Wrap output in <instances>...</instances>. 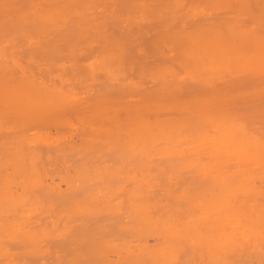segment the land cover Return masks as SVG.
I'll list each match as a JSON object with an SVG mask.
<instances>
[{
    "label": "bare ground",
    "instance_id": "1",
    "mask_svg": "<svg viewBox=\"0 0 264 264\" xmlns=\"http://www.w3.org/2000/svg\"><path fill=\"white\" fill-rule=\"evenodd\" d=\"M4 1L5 0H0V264H26L28 261L25 262V259L27 258L28 260L30 258L40 261V264H42L41 262L52 259V257H50V254L46 251V249H43L45 242L46 241L51 242V240H54L57 243L59 242L58 245H60L61 241H64L67 237L69 238L71 236L70 229L72 230L73 227L75 228L73 223L76 220L75 218L79 216L76 214L77 212H79L80 215L82 214V216H80V219H82L84 222H87L86 220L89 219V216L91 215L93 216L96 210L100 211L102 209L105 211H101V212L116 214L118 218L115 217L116 215L114 217L119 221H123L124 219L123 216L126 213L125 214H123L124 212L121 213L120 209L124 208L127 210L126 212H128L129 214L131 213L134 214L133 215L134 222L132 223L135 225V227L133 226V224L131 225L130 222H128L129 223L128 226V223H125L123 221L124 224L125 225L127 224L128 227H130L131 225L134 228L132 227L129 228L130 230H127L125 234L119 232V234L120 233L123 234L122 237L125 236L126 238H128L127 235H129L130 237L134 233L130 235L129 231H131L132 229L134 230L135 228L137 229L141 228L140 229L141 232L140 231L139 232L142 234L144 233L146 228H148V230L146 231L147 233L149 231L150 233L151 232L153 233V236L154 235H156L157 237L160 236V233L159 235H157V233L155 232V231L157 232L160 231L157 230L158 228L156 229V227L158 226L157 225L158 222L155 221L154 219L151 220V217L147 215L150 214L151 212L149 211V208L151 207H149L148 204L154 206L155 203H158V201L155 200L154 197H157V199H161L158 198V194L157 196L154 197L152 196L156 191L155 186L157 187L159 186V182L155 183V180L158 179L159 176H169V178H172V176L175 177L178 176L177 178H180V176H188V177L191 176V178H187L188 180L186 181L181 180L182 181L181 184H179L181 182L180 179L177 178L173 180L169 179L168 187L169 186L170 187L164 190L163 193H160L161 195H167V196L173 195L174 197H177L179 200L177 199L175 200V198H173V200H175V202L180 201V204L185 208V210L187 209L185 212L186 215L182 220L178 222L172 217V215L164 214V216H166V218H164L165 220L162 221V219H160L161 225L162 226L164 225L163 234H161L162 236L159 237V239L156 238V241L160 240L161 238L163 239L162 244H160L161 242L158 243V245L161 246L159 248L152 249L150 248V244H148L149 246L147 247H149V250L150 249L151 250L150 252H147V249H145L146 247L144 248L143 245L142 246L143 249L142 247H140L141 251L140 249L136 250V251L139 250L141 256L143 257L138 258L140 254L137 255L136 253L138 252H136L135 253L136 256H135L134 252L131 250V253H133V255L131 254L129 255L127 251H126L127 253L124 252L125 255L128 254V259L131 256L129 260L127 258H126L127 260L125 258H121L122 255L121 257L119 255L117 257L118 258L120 257L123 260L125 259V261L124 262L123 260L120 261L121 259L118 260V258L116 257L118 261L123 263L129 261L128 262L129 264H139L140 260H143L142 263L147 262L149 264H175V263L178 264L183 259L182 262L184 264H190L189 261L191 260H192L191 262L192 264L194 262L195 264H199L196 262V260L194 261V258H192V256H196L198 259H200L201 256L206 257L207 255V257L211 259L210 264H264V144H263L264 142L262 143L261 141H259V138H257L258 136L257 134H256L257 139H255V137L253 136L254 135L253 133H252L253 137H248L249 132H247L248 134L247 133L243 134L248 130L247 127L245 132L243 133H241V131L239 132L240 125L241 128L245 127L242 126L241 124L242 122L239 124V126H237L238 124H236L237 127L234 125L235 123L233 121H232L233 124L231 122H227L226 120L225 121L223 120L224 122L221 123V116H223V114H221L220 119L219 118L217 119L215 118V116L214 117L212 116L213 112L212 114L209 113L208 116L211 118L213 117L215 120L213 118H212L213 120L211 118L210 120H208L209 119L208 116L207 118H205L208 122L204 121L205 119L201 116H200L201 119L199 118V120L198 117L196 118L197 121L194 118L196 122L193 121L194 122L193 124L196 123L197 126H200L199 124L203 122L201 124V126L203 127L200 128L196 127L195 129H193V132L188 135L184 134L183 136L180 133V128L184 127L182 126V123H184L186 119H189V121L187 120V124H189V122H191V119L193 118V117L189 118V113L191 112L193 113V111L195 112L196 108H197V113L202 112V110L206 109L205 108L206 106L204 107V109H201L202 108L201 106H203L204 104L206 105L209 99L212 96L213 97L215 96V94H212V92L215 93L217 91V88L214 87V90L212 91V89H210L212 83L214 84V82L219 80L221 82V79L224 82L225 77L230 79V80L228 79L226 85H228L231 82L238 81L239 80L238 78H240L243 75V73L241 72L242 63L244 64L243 66H245L248 60H250V62L251 61L253 62L256 59L257 60L259 59L260 61L258 60V63L260 65L258 63L257 64L255 63L256 67L251 68L250 66L252 65L249 62L250 66L247 67L248 66L247 65L246 67L249 68V70L252 69L251 71H254L253 72L254 74L257 70H259L256 72L257 76L261 73L264 74V34H263L264 33V0H258V2L261 3L259 5L260 6L262 5L261 7H259L258 3L255 4V6L256 5L258 6V9L260 8V10L258 14L255 16L254 21L252 20L249 30L246 29L247 26L246 28H244V26L243 29L241 28L242 27L241 23H243V21H245L247 17L251 18V16L253 17L256 14L253 13L252 6H251L252 9L249 10L250 12L252 11L251 13H253L254 15L248 13V10L246 8H247V4L249 3V0H204L207 1V4L211 3V6L206 10L205 8L203 9L202 6H201L202 8L198 6L199 5L197 3L198 0H166L167 3H165V1L162 2V0H123V1H119L120 4L119 2H117L118 0H105V1L102 0L101 4H103V6H105L106 8H109V12L112 13L116 11L117 4L122 6V12L124 9L125 17L120 19L122 20L125 19L121 22L125 25H128L130 20L132 23L133 20L135 23L139 22L143 26V24L145 25L147 20H148L147 24H149L150 21L153 22V20L149 18L157 17L158 20L160 18L161 23L160 21L158 20L157 21L158 23L161 24L162 28L167 30L166 31L167 34L163 35L161 40H158L159 46L161 48L166 49L170 53V55H168V57L170 56L169 57L170 60L167 61H172L173 65H179L180 67H182L184 72V74L181 73L179 70H177L176 67H175L176 69L174 67H171L173 65L169 63H166L164 65L162 61L163 65L159 64L160 66L157 65L155 67L150 66L148 69H145L148 66L146 67L141 66L140 69H137L135 75L138 76L135 82H131V79L133 80V78H131L130 81H125L126 78L125 76H123L124 73L126 71L128 72L129 70H133L132 68L133 67L135 68V66L132 63L131 64L128 63L129 61L126 60L127 57L123 53V48H119L120 46L119 43H116L119 39L116 37L118 40L112 41L113 38L112 36L116 34L113 33V35L111 36L112 38L107 37L108 35L106 33L104 35V32L110 31V30L105 31L107 28L105 29L104 24L107 23L106 21L107 18L103 20L101 19L100 15L105 17L104 14L105 12L103 13L101 12V10H98L100 11V13L94 11L93 7L96 8V6L91 5V3L90 5H88V7L93 6L91 13L94 14L96 12L99 13L100 15L96 14L95 16V14L94 15L91 14L89 12V10L91 11V8L89 10H86L88 9L86 8V6L83 7L84 8L83 10L82 8L79 9L82 10V12H79V14L77 13V15L79 16H76L78 17L77 20L79 19V17L80 19L82 18V21L81 23H79V25H81L83 21H84L83 24H85L86 22L87 25L83 26V28H81V31L78 34L70 38L71 36L70 30L72 29L69 30L68 28H70V26L72 27L73 25H74L73 27L76 26L75 24L72 23L73 25H71L70 23L71 21L73 22L72 16L75 15L73 14L74 10H72L73 12H71L70 7H65V6L68 3L69 5H71L70 3H72L71 2L72 0L71 1L68 0V3L66 4H64L65 2H63L62 0H57L55 1L54 5L50 0V4L52 3L51 5L52 8L48 6L50 7L49 8L50 10L48 11L45 10L46 12H41V13H37L33 11L29 12L28 11L29 9L27 10V8H33L30 6L29 7L27 6L24 9L22 5L25 4L26 6V3L24 2L22 3L21 0H17L19 1L18 4L13 0L16 3L15 5H13L14 3L11 4L10 2L11 6L13 5L11 8L9 7L7 8L5 6L6 2L4 4ZM43 1L44 3H49L48 2L49 0H42V2ZM81 1L83 2L84 0ZM26 2L28 3L29 1L27 0ZM31 2L33 1L30 0V3ZM36 3H39L38 0ZM187 3L189 4L188 7L186 6ZM32 4L31 6H35ZM219 4L221 6L223 4L224 5L231 4V7H235V8H227V10L224 8L222 10ZM96 5L97 8L100 7L98 6L97 2ZM167 5H171L172 7L169 9L167 8ZM248 5H252V2L251 4L249 3ZM103 8L104 7L100 9ZM119 8L120 7L118 6L117 7L118 10L116 12L120 10ZM37 9L39 8H37L36 6V10ZM85 11H88V15H87L88 17L87 16L81 17L80 13L83 14V12L85 13ZM210 12H215L216 16L220 15V18L217 19V21L214 23L210 22V24H204V23L199 24V18L201 16H207L206 18H208V15L210 16L211 14ZM181 15L182 16L184 15L183 17L186 23L184 24L183 27H174L173 26L174 19L176 17H181ZM114 16L112 15L113 18ZM97 17L100 18L102 21ZM85 18H87L88 21ZM67 19H72V20L71 21L68 20L67 22L66 21ZM111 19L109 18V20ZM4 20H8L11 23L10 26H12L13 28V29L8 28L9 31H11L10 29L13 30V32L11 33V35H9V37L4 36L2 33V28H3L2 24ZM75 20L74 22L76 23ZM66 23L70 24V26ZM29 24L32 26V30L34 29V26L32 24H34L36 25V28L42 29L40 35L41 33L44 34V35L42 34L39 38H37L38 36L36 34L39 35L38 33L39 31L37 29V32L35 34L37 37L35 38L33 35L34 39H37V41L34 42L31 41L32 38H30L32 36L31 34L32 32L28 33L30 37L29 35H26L27 36L26 38L29 37L30 38L29 41H31L32 45L35 44V46L38 44L42 36L45 37L46 32L44 33V30L46 31L48 30L50 33H52L53 34V35L51 34L52 37L53 36L58 37L59 35L60 36L62 35L61 34L62 32H66V33L68 32V34L70 35L63 34V38L65 36L67 38L69 36L70 38V39L68 38L70 42V46L69 44H67L69 50H67L68 48L66 49V51L69 54L67 52L66 54H64V52L61 50L62 46H64L63 48H66L64 42H62L63 45L60 46L61 44L60 42L63 38L62 39L59 37L55 38L56 40L59 39L60 41L59 42L60 44L57 45L58 46L57 48L58 50H60L61 53H63L62 55L68 54V58H70V60L68 61H71V57L75 59L73 61L74 62L77 61L76 63L77 65H79L78 61L80 60H76V59L79 57V55H81L80 56L81 58L79 59H81L82 61V63L80 61L82 66L78 67L75 63H73L70 65L69 72H65V68H66L65 66H64L65 68L64 67L58 68L52 63L51 65L49 62L50 60L48 61L44 59L40 60V63L41 61L47 62V63L45 62L46 63L45 72L46 71L48 72V68L51 66L53 68L54 66L57 67V70L54 68L56 70L55 75L52 76V73L50 71L49 74H46L47 80H44L41 77V72H42L41 69L43 68L40 69L36 65H33L30 69L24 68L22 66V59L24 57L22 56L25 55L26 51L28 53L31 52V49L28 50L29 47L28 48L26 47V45L28 46L29 43L28 41H26V39H24L23 42V38H25L24 37L25 35H22V33H18L17 35H19V37L21 35L23 38L22 37L17 38V36L14 35L16 36L15 38L17 40L12 35L14 33V28L16 30L17 29L16 27L18 25L21 26L26 25L24 26L25 28L22 26V29L24 28L25 29L24 31H28L27 28L31 27ZM76 24H78V22ZM113 24L116 25L117 23H112L111 28ZM67 25L69 26L68 28L66 27ZM130 25L131 24H129L128 26ZM21 26H19V28H21ZM7 27L8 25H6V28ZM77 28L78 27H76V31H79L80 29L78 28L79 29L78 30ZM127 28L128 27H126L125 29ZM136 29L139 30L138 27H136L135 30ZM146 30L148 31V29ZM19 31H16V33ZM128 31L130 30H127V32ZM151 31L153 30L151 29ZM90 32H92L94 36H96L95 38L98 39V41L100 39V42H98L100 44H98L96 41V43L100 46V48L98 49L96 48L95 50L94 49L95 46H93L92 44L91 49L88 48L87 50V55L89 54L88 52L89 50L94 51L93 52L94 54L92 53L93 55L89 57V55L91 54L90 52L87 60L83 62L82 60V58H84L83 55H85V57L87 55L85 53L82 54L83 52L82 47L85 46L87 48L89 47V45H91L90 42L88 43L86 41L88 40L86 39L88 35L91 34ZM152 33L155 32L149 31L145 35H148V39H150L151 37L150 35H153ZM136 38L134 37V41H136L137 43L138 40H136ZM247 38H250L251 41L253 42V46L251 45L252 46L251 51L248 52L247 54L242 53L244 55L239 54L237 51L235 52L234 48L236 47L237 49V46L235 45L236 41L245 42ZM18 39L22 41L18 43L19 42ZM72 39L74 42L72 41ZM43 40L47 41L46 38H43ZM131 40L132 39L130 38V43ZM14 41H17L16 45L14 44ZM25 41L27 42L26 44H24ZM82 41H84L85 43L87 42L88 45L85 43L82 44L83 43ZM22 42H23V46H25L27 49L24 50V52L23 50H21V49H25V48H21ZM49 42L52 41L48 40V42H45V44L47 45V43ZM154 42L155 41H153V44H155L154 47H156V45L158 44ZM244 42H242L241 45ZM19 44L20 47L16 48L17 45L19 46ZM45 44H43L42 46L39 45V48L41 49L38 48L36 52H40V50L42 51L43 48L45 47ZM138 44L141 45V43ZM125 45L127 46L126 42ZM149 46L151 48L153 47L151 43ZM48 47L49 49H47ZM48 47L46 46V48H44V52L42 51L41 54L42 57L43 56L45 57L47 54V56L51 58L52 52L55 51L54 48H56V45L53 48L54 51H52L51 53L48 51L51 50L52 48L50 46ZM127 48H125L126 51L129 50ZM132 48H134L133 44L130 46V49ZM143 49L145 48H142L140 51L142 52ZM244 50L245 49H243V52ZM21 51L22 54L24 53V55L20 53ZM145 52H148V50ZM28 53H26V55H28ZM248 57L251 58L249 59ZM254 57L255 60H252V58ZM246 58H248V60ZM35 63L37 62H34V64ZM135 64H139V62ZM72 65L73 66L75 65V67L81 70L79 71L81 72L80 74H82V69L86 71L88 74V79L87 78L84 79L80 75L82 77L81 78L79 76V73L76 74L77 72L75 73V70H71ZM53 68H51L52 71L54 70ZM173 68L179 71L184 76L183 78L191 82L190 85L192 84V86L195 85L197 88H199L200 91V94L198 96L199 98L197 99L193 98V101L191 100L190 102H188L189 104L194 103L192 104V107L191 106L188 107L186 102L184 104L183 102L181 104L179 103L180 104L179 109H181L182 107L183 108L187 107V111H185L186 109H184V111L186 112L184 116L181 115L183 112V108L182 110L176 108L180 112L177 115L176 111L175 112L173 111L176 115L175 119L173 120L174 121L173 124L171 122L170 124L168 120L166 121V119H165L166 122L159 121V119L157 122L156 121L154 122L150 119L151 116H149L150 115L149 112L150 111L153 112L152 109L154 106L150 107L151 109L150 110L148 108L149 106H147V103L150 101H155L156 107H154V109L158 108L159 106L158 112L160 107H165V105H167L168 102H166V100H165L166 102L165 105H163L164 103L162 102L163 99H166L163 98L165 97V94L168 95L167 88L169 87L170 89V86L169 85L166 86V85L170 83L173 84L174 88L175 87L177 88L179 87L178 84L181 83V82L178 83L179 80L178 82H174L178 77L176 76L177 71L174 73L175 70ZM245 70L247 72L248 69H244V71ZM15 71L19 75L18 80L16 79L17 81H15L13 78L14 77L13 73ZM44 73L42 75H44ZM130 73L133 72L131 71ZM99 76L102 77V81L104 82V84L109 86L117 84L124 77L125 79L123 81L124 83H126L124 85L128 89H132V91L131 90L129 91L130 94L133 91L134 92H137V90H139V92L142 91L141 88L139 87H141V85L145 82H153L152 85L156 83L158 84V88L155 87L157 88V90L150 93L146 89L149 94H147L146 92V94L141 96V106L139 105V107H136L135 109L131 110V112L130 111L123 112L124 113L123 115H120V112L122 113L121 111L122 103L120 101L117 102L118 99L116 100L117 102L116 104L112 102L113 100L111 101L114 104L113 106H115L111 108L108 104L104 102L107 99L102 101V99L100 98L96 99L95 97L96 95H95L94 99H96V102L99 103H96L92 99L94 102L90 101L87 103L88 105L86 106L79 105L81 107H79L76 110V114L74 113L75 118L73 119H75V121H73L74 123L71 122L72 124H74L72 125L70 123V118H66L68 116L70 117V115L67 114L66 108H69L70 110V107H72L71 108L72 110H70L72 112L74 109L73 105H75V102L80 96L86 95L88 93L91 94V91L93 90L92 88H95V78L96 77L99 78ZM127 76L128 75H126V77ZM256 79L257 81H259L257 77ZM260 82L259 84L256 82V84L254 85L257 84L261 85ZM175 83L178 84L175 86ZM221 84L223 83L221 82ZM124 85L123 86L121 85L122 88L123 87L125 88ZM190 85L188 90H191ZM240 85L241 84H239V88H240V89L238 88L239 90H241ZM118 86H120V84ZM98 88L100 89V87ZM133 89H135L136 91ZM177 89L179 90V88ZM246 91L248 92V90ZM254 91L257 92V90ZM259 92L261 93V91ZM223 93H225V91ZM189 94H192V92ZM138 95L139 93H137V95L135 96L137 97ZM232 95L234 96V92H232ZM240 95L242 96L244 94L240 93ZM246 96L250 97V95L248 96L247 93L245 97ZM171 97L173 98L174 96ZM176 97L178 96L176 95ZM231 97L232 96L230 95L228 98ZM194 99L196 100V102ZM221 99L223 100L224 98ZM169 100H171V98H169ZM210 100H212V98ZM218 100L216 102H218ZM260 100H262V102H260ZM133 101L134 102L132 105H135L134 103L137 101L135 100ZM172 101L174 102V99H172ZM175 101L178 100L176 99ZM230 101L231 100H228V103ZM258 101L260 102L259 106L264 107V104H262L264 103V99L262 98H260L259 100L257 99L256 102ZM213 102L214 101H212V103ZM232 102L234 101L232 100ZM252 102H254V100ZM228 103L225 102L224 104L227 105ZM169 104L167 106H169ZM209 104H207L208 106L207 108L209 109L211 108L213 109V107L217 105V103L214 104L215 106L212 104L213 106H210L211 107L210 108ZM232 105L235 107L238 104L234 102L232 103ZM243 106L244 105H242V107ZM132 107L129 106V108ZM223 107H221L222 110ZM167 108L165 109V111L168 110ZM173 108L171 110H173ZM248 108L249 107H246V110H249ZM176 109L174 108V110ZM234 109L231 111V109L228 110L227 108L222 112L227 111L228 113V111H231L232 113L234 112ZM239 109L245 110V107H243V109L242 108ZM64 110L68 116L63 113ZM161 110L163 109L161 108ZM171 110L169 109L168 111L172 113ZM188 110L191 112L187 113ZM168 113L166 111V113L164 114L165 115L171 114ZM215 113L213 115H215ZM228 114L230 116V112ZM158 115L160 117L161 113L160 114L158 113ZM158 115L156 113L155 116ZM232 115L234 114L232 113ZM235 115L237 118L236 113ZM248 115L249 113L245 114L244 116L248 117ZM217 116L219 117V115ZM234 117L235 116H233V120L235 121ZM240 118L239 120H242V118L241 119ZM169 120L171 121L172 117ZM248 121L252 122L250 119ZM262 121L264 122V120ZM167 123L170 125H168ZM212 123H214L213 125L215 126V131H214L215 135L213 134L214 132L212 131V134L214 136H208L207 134H205L204 129L203 132H201L202 128H204L205 125L210 124L212 126ZM75 124H77V127L80 128V132L82 133L80 144L78 146L71 144L73 145L72 147L68 144L70 147L66 148L65 146L64 149L66 150H64L61 147L60 149L61 151L60 150L56 151L54 149L55 147H53V145H55L54 143L57 142L60 143L61 141H64V143L62 142L61 144L65 145V141L67 142L68 140H62V139H68V138H64V136L65 135L67 136V134H69V133L66 134L65 131L70 128H73ZM190 124L192 125V122ZM48 125L59 128L58 129L59 133L56 132L57 129L55 130V133H58L57 139H54L56 137L55 136L52 142L49 140L51 136L47 139L45 135L47 130V128L45 130V126L48 127ZM31 130L34 132L29 134L28 132ZM66 132H71V129ZM77 132L79 133V131ZM59 143L57 144L58 146H56L58 148L60 146H63L60 145ZM50 173L52 174L54 173L55 176H59V179L63 180L59 182V184L62 185L65 184L64 191L62 188L63 193L60 195L62 202L61 203L59 202V205L57 199L54 198V196H57L54 192V190H56L57 187L53 188L52 190L50 186L46 185L43 182L44 181L43 176L46 175L49 178L51 176ZM47 174H49L50 176H48ZM253 176L255 177L258 176L256 177L258 179L260 178L261 184L259 182L258 183L262 185V188L257 189L259 186L257 185L258 183L257 184L255 183V186L256 185L257 186L254 187V183L252 182H255L256 178L252 180ZM56 181H60V180L56 179ZM124 183L126 186L127 185L130 186V190L129 193L127 194L126 203L124 202L125 204H123L125 205V207H121L122 206V204L120 203L121 201L119 200L120 202H118L117 200H115L117 199L115 196L120 197L117 194L120 193L119 191H121L122 193L121 189L123 188L122 185H124ZM49 185L51 184L49 183ZM129 186H127L126 188L129 189ZM124 189L125 187L123 188V190ZM57 191L60 192L61 189ZM124 194L126 195V192ZM146 196L153 197L152 201L155 203L153 202L149 203L147 201L148 199H145ZM241 197L243 198V200L238 201L240 200ZM146 201L148 202V204ZM165 203L166 202H164V204ZM159 204L160 203L155 204V207L153 208L154 211L155 208L157 210L156 206ZM164 204L162 205L163 207L161 208H164L163 210L164 211L166 210L165 212H167V206H164ZM57 208L60 210V212L58 213V215L54 214L55 216L53 217V215L51 214L53 213V210ZM174 208H178L177 212L180 211L179 207H174ZM174 208L173 210H175ZM173 210H170L169 207L168 212L170 211L172 213ZM49 212L51 214L48 215ZM75 214L76 217L74 216ZM120 214L122 216L119 217ZM132 214L131 216L126 214L125 217L128 218L129 216L132 218ZM47 215L48 216L51 215V216L48 217ZM177 216L176 219H178L179 217ZM100 217L98 215L96 218L99 219ZM121 217L123 218L122 220L120 219ZM34 218L35 219L37 218L36 221L38 220L39 221L42 220V221L41 222L34 221L36 223L35 225L34 222L32 223ZM83 218H85V220ZM92 218H90V220H92ZM131 218L130 220L127 219L126 221H131ZM154 218L158 219L156 217ZM90 220H88V222ZM92 222H95V220ZM92 222L91 224H93ZM118 222H116V224H114L115 222L114 223L111 222V225L117 226ZM31 223L34 224L35 227L36 226L38 227V231H39L38 233L36 232L37 230L33 232L35 227L30 228V226H32ZM76 224L78 225L80 223H76ZM71 225H73V227H71ZM121 225L122 224H119L118 226ZM161 225L159 226L161 227ZM85 226H87V224ZM85 226L84 224L83 226L80 225V227H84V228ZM179 226L184 228V231L187 233L186 241L187 244L189 245L188 251L185 250L187 249V247L185 248L184 245L181 244L183 242L181 241V237H180L181 243L179 244V242L177 241L180 246L179 245L177 246V242L173 241L174 238L176 239V235L181 234V231L183 230L181 228L180 233H178ZM96 227L98 226L96 225ZM124 227H122L121 229H124ZM98 228L100 230V227ZM119 228L120 227H118L117 229L120 230ZM93 230H94V232H92L93 236L91 235V233L89 234L87 233L88 235L86 234L88 238L85 235L87 240L84 239V237L80 238L78 236L80 241L82 239L84 241L85 240L87 241V242L85 241V243H87L88 245L87 246H84L85 244L83 245L84 250L85 247L89 248L90 247L89 245L92 246V244H94L93 241L96 240L94 237H97L98 239V237L100 236L101 237L103 235L107 236L105 235L106 233L103 234L104 231L101 232L97 229L95 230V227H93ZM96 231H99L96 233L97 235L94 234ZM127 232L129 234H126ZM185 232H183L182 235ZM115 233L118 234V231L115 230L114 234ZM147 233L146 235L144 234L140 236L141 237L144 236L146 240L149 238L152 239L153 237L152 234H150L149 236L151 237H149ZM75 234L78 233L76 232ZM117 234H115V236L121 239L122 238L120 236L121 234L118 236ZM134 235H133L134 241L131 239L132 236L129 238L131 239V241H133V243L129 241V239L128 242L125 241L126 243H129L128 246L130 247H132L131 246L132 244L134 245L135 241L136 243L139 242L137 243L138 245L145 241V239L141 237H139L137 241L135 239L137 238L136 234ZM108 238H109L108 236L107 238L102 237L101 244H99L101 242L100 240L101 238L98 239V241H96V243L98 244V246H96L97 244L95 245L96 248L98 247L97 250L99 249L100 245L105 244L103 241ZM110 238L114 239V237H110ZM119 238L117 239V241L120 240ZM154 238L155 236L153 237V239ZM77 239H75V241L73 240L75 243L71 242L72 239L71 241L68 239L67 244L68 242H70V244L73 243L76 245L79 242V245L77 244L78 246L76 245L77 246L76 248L77 249L82 248V246L80 245L81 242L79 241V239L78 240ZM90 239H91V243L89 241ZM142 240L144 241L142 242ZM114 241H116V239ZM14 242H18V243L20 242L23 245V247H21V250L20 248L19 250H17L18 252L19 251L20 252L19 253L16 252L19 257V260L11 259L12 258L11 250L14 249L15 247L12 248L13 247L12 246L11 250L10 251L8 250L10 246L9 244L10 243L15 244ZM20 243L19 245L21 246ZM108 243L110 244V241L107 242L106 244ZM123 243L124 241H122V244ZM126 243H124V245ZM115 244L117 245H114V247L116 246L117 248L120 247L121 245V244L118 245V243ZM158 245L156 244V246ZM95 246L92 247L94 248ZM128 246L127 249L128 248L131 249ZM181 247L185 249L182 248L181 250ZM87 248L85 250L86 254L84 253L83 249H80L83 250V253L82 251L79 252L78 250L77 251L79 253H77V251L76 252L74 251V253L77 255H74L73 258L77 256V258L80 259L81 255L83 254L87 255V253L90 252L89 250H91L90 248L88 249V252H86ZM97 250H96V254L98 252ZM118 250L119 249H117V251ZM120 250L123 251L122 248ZM142 250L143 253L144 252L148 254L150 253L151 258L148 254H143ZM71 251L73 253V250ZM93 251L94 250L92 249V252H90L92 254L89 253L93 258L89 256V254L88 257L90 258L86 257V260L89 259L87 261L89 262L88 264H94L92 262H96L95 259H97L96 263H98L100 261L99 258H102L101 256H103L104 254L101 253L102 254L101 255L99 253V257L97 258L95 256L96 255L95 251L94 253ZM179 252L182 253L186 252L184 256H181L182 258L180 257L181 259L179 258V256L182 254ZM63 253H64L63 256L65 258V255L67 253L66 252ZM117 254H119V252ZM47 255H49V258L47 257L48 260H45L46 259L45 257ZM93 255L95 256V259ZM112 255H114L113 252ZM144 255L149 256V259L147 258L148 259L147 261L146 260L144 261V259H146ZM72 256L73 255L71 254L69 256L66 255V258L67 259L69 258L71 262L66 259L63 260L72 263L73 261ZM54 257H56V254ZM54 257L53 259L55 260L56 258ZM82 257L83 256H81L80 261L82 260ZM103 258L101 260H103ZM59 259H57V261L55 260L56 264H58L57 262ZM90 259H92L91 260L92 262L90 261ZM203 260L204 259H202V261ZM107 261L108 260H104V262ZM68 262L67 264H69ZM87 262L85 263V261H83V264H87ZM120 262L119 264H121ZM207 262L209 261L207 260ZM44 263L45 262H43V264ZM49 263L50 262H48V264ZM102 263L103 262H101V264ZM45 264H47V262Z\"/></svg>",
    "mask_w": 264,
    "mask_h": 264
},
{
    "label": "rangeland",
    "instance_id": "2",
    "mask_svg": "<svg viewBox=\"0 0 264 264\" xmlns=\"http://www.w3.org/2000/svg\"><path fill=\"white\" fill-rule=\"evenodd\" d=\"M14 1H15L17 4L19 3V1H17V0H14ZM14 1H13V0H11V1H10V0H9V1H8V0H5V1H4V4H5V2H6L5 6H6L7 8H8V7L11 8L13 5L16 4ZM21 1H22V3H23V2L26 3V6H25V4L22 5L24 9H25L27 6H28V7L30 6V7H33L34 9H33V8H27V10L29 9V10H28L29 12H32V11H33V12L41 13V12H46V11L50 10L49 8L51 7L52 3H53V5H54L55 1H57V0H51V2H52L51 4H50V0L48 1L49 3H44V1L42 2V0H38L39 3H36L37 0H36V1H35V0H31V1H33V2H31V3H30V0H28V1H29L28 3L26 2L27 0H25V1H24V0H21ZM21 1H20V2H21ZM34 1H35L36 4L34 3ZM40 1H41V2H40ZM62 1L65 2L64 4L68 3V0H67V1L62 0ZM70 1H71V0H70ZM80 1H81V0H72V1H71L72 3H70L71 5H69V3H68V4H67L68 6H67V5L65 6V7H70V11H71V12H73L72 10H74L73 14L75 15V16H72L73 18L70 16V17L73 19V22L71 21L72 19H67V20H66L67 22H68V20H70V21H71V22H70L71 25H73V24L76 25L75 27H73L74 25L71 27L70 24L66 23V24H68V25L70 26V28H68V27H69L68 25H67L66 27H67L69 30L72 29V30H70V34H71L70 38H71L72 36H75L76 34H78V33L81 31V28H83V26L87 25L86 22H85V24H83L84 21L82 22L83 25H82V24L79 25V23H81V21H82V18L80 19V17H79V19L77 20L78 17H76V16H79V15H77V13L79 14V12H82V10L84 9V8H83L84 6H86V8H88V9H86V10H89V9L91 8V11L89 10L90 13L92 12V9H93V8H94L93 10L96 11V12H99V13H100V11H98V10H101V12H103V13L105 12V13H104V14H105V17H104V16H101L99 13H96V12L94 13L95 16H96V14L100 15V17H101L102 20L107 18V19H106V21H107L106 24H107V25L104 24V23H103V24L105 25V29L107 28L105 31H108V30H110V31H109V32H104V35H105V33H106V34L108 35L107 37H109V38H112V37H113V38H112V41H115V40H118V39H119V40H118L119 42L117 41L116 43H119V45L121 46V47L119 46V48H123V53H124L125 56L127 57L126 60L129 61L128 63H130V64L132 63V64L135 66V68H134V67L132 68L133 70H129L128 72L126 71V72L124 73L123 76H125V78H126L125 81H130V79L133 78V80L131 79V82H135V81L137 80V76H138V75H137V76L135 75V74H136V70H137V69H140L141 66H144V67L148 66L147 68H145V69H148L150 66L155 67L156 65H157V66H160V65H163V64L165 65L166 63H169V64L173 65V64H172V63H173L172 61H167V60H170V59H169L170 56L168 57V55H170V53H169L166 49L161 48V47L159 46V43H158V40H161L162 37H163V35H166V34H167V33H166L167 30L164 29V28H162V26H161V24H160V23H161L160 18H159V20H158L157 17L149 18V19L153 20V22L149 20L150 23L147 24V22H148V20H147L146 23H145V25L143 24V26H142L139 22H136V23H135L133 20H132V23H131V20H130V22L128 23V25L131 24V25H130L131 27H130V26H128V25H125V24L121 23L123 20H125V19H123V20L120 19V18H124V17H125L124 9H123V12H122V6H120V5L117 4V6H116V11L118 10V9H117L118 6L120 7V8H119L120 10H119L118 12L115 11L116 13H115V12L112 13V12H109V8H106L105 6H103V4H101V3H102V0H101V1H100V0H96V1H95V0H92V2H91V0H84L83 2H82V1L80 2ZM86 1H87V2H86ZM103 1H105V0H103ZM119 1H123V0H118L117 2H119ZM164 1H165V3H167L166 0H162V2H164ZM198 1H199L200 3H199ZM198 1H197V3L199 4L198 6H200V7L202 6L203 9L205 8V10L208 9V8L211 6V3H208V4H207V1H204V0H198ZM10 2H11V4H12V3H14V4L11 6ZM96 2H97V4H98V6H100V7L97 8ZM251 2H252V5H248L249 3L251 4ZM251 2H250V0H249V3L247 2L248 4H247V8H246V9L248 10V13H251V12L253 11V13H256V14L254 15L253 13H251V15H254V16H253V17L251 16V18L247 17V18L245 19V21H243V23H241V25H242L241 28H242V29H243V26H244V28H246V26H247L246 29L249 30L250 25H251V23H252V20L254 21L255 16L258 14V12H259V10H260V8L258 9V6H257V5L255 6V4H257V3H258V5L261 4V3L258 2V0H251ZM253 2H254V3H253ZM7 3H8L9 5H8ZM32 3H33V4H32ZM90 3H91V5L96 6V8L93 7V6H89V7H88V5H90ZM31 4H32V5H35V6H31ZM37 4H38L39 6H38ZM85 4H86V5H85ZM119 4H120V2H119ZM206 4H207L208 6H207ZM42 5H43V6H42ZM203 5H205V6H203ZM219 5H220V4H219ZM36 6H37V8H39V9L36 10ZM41 6H42V7H41ZM48 6H50V7H48ZM186 6L188 7L189 4L187 3ZM186 6H185V7H186ZM220 6H221V5H220ZM226 6H228V7H226ZM249 6H250V7L252 6L254 10L252 9V7L250 8ZM261 6H262V5H261ZM261 6L259 5V7H261ZM92 7H93V8H92ZM102 7H104V8H103V9H100V8H102ZM171 7H172L171 5H167V8L170 9ZM187 7H186V8H187ZM202 7H201V8H202ZM47 8H48V9H47ZM51 8H52V7H51ZM81 8H82V10H79V9H81ZM186 8H184V9H186ZM224 8L227 10V8H235V7H231V4H227V5H226V4H225V5L223 4V5L221 6V9L223 10ZM32 9H33V10H32ZM96 9H97V10H96ZM249 9H250V10L252 9V11L250 12ZM45 10H46V11H45ZM78 10H79V11H78ZM106 10H107V12H106ZM120 11H121V14H120ZM111 13H112V14H111ZM117 13H119L120 16H119V14H117ZM210 13H211L210 16L213 15V16H215V17L211 16V17H212V18H211V17L208 15V18L210 17V18L212 19V20H211V19L209 18V20H208V18H206L207 16H201V17L199 18V24H201V23H204V24H210V22H211V23H214V22L217 21V19L220 18V15H217V16H216L215 12H210ZM91 14H93V13H91ZM94 14H93V15H94ZM104 14H102V15H104ZM106 14H108V15H106ZM109 14H111V15H109ZM214 14H215V15H214ZM7 15H8V13H7ZM87 15H88V11H85V13L83 12V14L80 13V16H81V17H83V16L86 17ZM89 15H90V14H89ZM112 15H113V16L115 15L114 18L112 17ZM106 16H107V17H106ZM110 16H111V17H110ZM116 16H117V17H116ZM118 16H119V18H118ZM183 16H184V15H183ZM183 16L181 15V17H176V18L174 19V21H173V24H174L173 26H174V27H183V26H184V24L186 23V21H185V19H184ZM75 17H76V18H75ZM87 17H88V16H87ZM129 17H130V16H129ZM67 18H68V16H67ZM74 18H75L76 20H75ZM97 18H98V17H97ZM109 18H110V19L112 18L113 21H112V19L109 20ZM204 18H206V19H204ZM252 18H253V19H252ZM85 19L87 20V18H85ZM98 19H100V18H98ZM101 19H100V20H101ZM116 19H117V21H116ZM200 19H201V21H200ZM74 20L76 21V23L78 22V24H76V23L74 22ZM86 20H85V21H86ZM102 20H101V21H102ZM120 20H121V21H120ZM157 20L160 21V23H158ZM7 21H8V20H4V22H3V24H2V27H3V28H2V33H3L4 36L9 37V35H11V33L13 32V30H12L13 28H12V26H10L11 23H10L9 21H8V22H7ZM87 21H88V20H87ZM109 21H110V22L112 21V22L110 23ZM249 21H250V22H249ZM6 22H7V23H6ZM175 22H176V23H175ZM183 22H184V23H183ZM207 22H208V23H207ZM8 23H9V24H8ZM72 23H73V24H72ZM112 23H117L118 25H117V24H116V25L113 24L114 26L112 25V28H111V24H112ZM249 23H250V24H249ZM119 24H120V25H119ZM122 24H123L124 26L128 27V28L125 29L126 27H124ZM245 24H246V25H245ZM6 25H8L7 28H6ZM29 25H30V24H29ZM32 25L34 26V29L32 30V26L30 25L31 27H30V28H27L28 31H24V30H25V29H24V28H25L24 26H26V25H24V26L22 25V26L24 27L23 29H22V26H21V25H18V26L16 27V28H17L16 30H15V28H14V33H13V35H12V36L16 35L17 38H21V37H22L21 35H20V37H19V35H17L18 33H22V35H25V36H24L25 38L22 37V38H23V42H24V39H26V41H28V43H29V45H28V46L26 45V47H27V48L29 47L28 50L31 49V52H29V53L26 51V53H28V55H26V53H25V55H24V53L22 54V51L20 52L22 55H24V56H22V57H24V58L22 59V66H23L24 68H29V69H30L33 65L38 66L40 69L43 68L44 70L41 69V71H42V72H41V77H42V79H44V80H47V75H46V74H49V71L52 73V76L55 75V74H56L57 67H58V68H59V67L61 68V67H64V66H65V67H66V68L64 67V68H65V72H69V70H70V69H69V68H70V65L73 64V63L76 64L77 61L74 62L73 60H75V59H73L72 57H71V61H68V60H70V58H68V54H69V53L66 51V49L68 48V47H67V46H68L67 44H69V46H70V42H69V39H70V38H69V36H68L69 39H68L66 36H65L66 38H65V37L63 38V34L66 35V34H68V32H67V33H66V32H62V33H61L62 35H61V36H60V35L58 36V37L61 38V39L63 38V39L61 40V42H60L59 39H57V40L55 39V38H58L57 36H55V37L53 36V37H52V36H51L52 33H50L48 30H47V31L44 30V33L46 32L45 34H46L47 36H46V35H45V37L42 36L41 39H40V41H39V39H38V41H39L41 44L38 42V44L36 45V46H38V47H36L35 44L32 45L31 41H33V42H34V41H37V39H34V37L36 38V37L38 36L37 38H39L43 33H41V35H40V32H42V31H41L42 29H40V28H36V25H34V24H32ZM78 25H79V26H78ZM108 25H109V26H108ZM133 25L136 26V27H138L139 30L136 29V30H137V31H136V30H135L136 27H134ZM147 25H148V28H147ZM9 26H10V27H9ZM19 26H21V28H19ZM120 26H122V27H120ZM132 26H133V28H132ZM76 27H78L80 30L77 28L79 31H76ZM108 27H110V28H108ZM8 28H12V29H10L11 31H9ZM18 28H19V29H18ZM120 28H122V29H120ZM130 28H131V29H134V30H131ZM171 28H172V27H171ZM37 29H38V31H39V32H38L39 35L36 34ZM146 29H148V31H147ZM151 29H152L153 31H151ZM19 30H21V31H19ZM29 30H31V31H29ZM69 30H68V31H69ZM121 30H122V32H121ZM127 30H130V31L127 32ZM16 31H19V32L16 33ZM22 31H24V32H22ZM65 31H66V30H65ZM124 31H125V32H124ZM145 31H147V32H145ZM149 31H150V32H155V33H156V34H155V33H152L153 35H150V34H151V33H150V34H149V35L151 36L150 39H148V35H145V34L148 33ZM30 32H32V33H31V34H32L31 37H30V35L28 34V33H30ZM133 32H134V33H133ZM135 32H136V33H135ZM246 32H247V31H246ZM90 33H91V34L88 35V37L86 38V39H88V40H86V41H87L88 43L90 42L91 45H89V47H87V48L83 45L84 47H82V49H83L82 54L85 53V54L87 55V50H88V48L91 49L92 44H93V46H95V48H94L95 50H96V48H97V49L100 48V46L98 45V44H100V43H98V42H100V39H99V41H98V39L95 38L96 36H94V34H93L92 32H90ZM113 33H115L116 35H113ZM35 34H36L37 36H36ZM70 34H68V35H70ZM109 34H110V35H109ZM126 34H128V35H126ZM154 34H155V35H154ZM263 34H264V33H263ZM26 35H29V37L32 38L31 41H29V40H30L29 37L26 38V37H27ZM33 35H34V37H33ZM43 35H44V34H43ZM48 35H49V36H48ZM52 35H53V34H52ZM90 35H91V36H90ZM112 35H113V36H112ZM129 35H131V36H129ZM16 36H14V38H15ZM111 36H112V37H111ZM114 36H115V37H114ZM127 36H129V37H127ZM132 36H133V37H132ZM89 37H90V38H89ZM116 37H117L118 39H117ZM134 37H135V38H136V37L138 38V39L136 38V40H138L137 43H136V41H134ZM145 37H146V38H145ZM164 37H165V36H164ZM43 38H46L47 41L43 40ZM52 38H53V39H52ZM115 38H116V39H115ZM127 38H128V39H127ZM130 38L132 39V40H131V43H130ZM15 39H16V38H15ZM15 39H14V40H15ZM73 39H74V37H73ZM73 39H72V41H73ZM140 39H142V40H140ZM16 40H17V39H16ZM48 40H50V41H52V42H49V43H51V44L47 43V45H46L45 42H48ZM139 40H140V41H139ZM222 40H223V39H222ZM18 41H19L18 43H20V41H22V40H19V39H18ZM26 41H25L24 44L27 43ZM84 41H85V40H84ZM84 41H82V42H83L82 44L85 43ZM96 41H97L98 44L96 43ZM153 41H155L156 44H158V45H156V47H154L155 44H153ZM23 42H22L21 48H25V49H21V48H20V49L23 50V52H24V50H27V49H26L25 46H23ZM53 42H56V43H53ZM57 42H58V44H57ZM59 42H60L61 44H60ZM62 42H64L66 48H63L64 46H62V45H63ZM73 42H74V41H73ZM87 42H86L85 44L88 45ZM94 42H95V43H94ZM125 42H126L127 46L125 45ZM155 42H154V43H155ZM242 42H244V41H242ZM242 42H238V41H236V44H235V45L237 46V49H236V47H235L234 50H235V52L237 51L239 54H242V53L247 54L248 52L251 51V48H252V46H253V42L251 41L250 38H247L246 41L241 45ZM16 43H17V41H14V44H15V45H16ZM30 43H31V44H30ZM138 43H141V45L138 44ZM150 43L153 45L152 48L149 46ZM250 43H252V44H250ZM43 44H45V47H44V48H46V46H47V47L50 46V47L52 48L51 50L48 51V52H50V53H51L52 51H54V49H55V51H54L55 53L52 52V55L49 54V55H51L52 60H51V58H49V57L47 56V54H46L45 57H44V56H43V57L41 56L42 51L44 52V48H43L42 51L40 50V52H36L37 49L39 48V45L42 46ZM54 44L56 45V48H54V47H55ZM59 44H60V46H62V49H61V48H59V49H61V50L64 52V54H66V52H67V53H68L67 55H62L63 53H61L60 50H58V48H57L58 46H57V45H59ZM71 44H72V42H71ZM96 44L98 45V47H97ZM132 44H133V47H134V48L130 49V46H131ZM31 45H32L33 47H32ZM137 45H138V46H137ZM249 45H250V47H249ZM251 45H252V46H251ZM30 46H31V47H30ZM52 46H53V47H52ZM60 46H59V47H60ZM71 46H73V45H71ZM116 46H117V45H116ZM135 46H136V47H135ZM238 46H239V47H238ZM19 47H20V44H19V46L17 45L16 48H19ZM127 47H128V48H127ZM146 47H147V50H148L149 54H148V52H145V51H147V50H146ZM32 48H33V49H32ZM53 48H54V49H53ZM116 48H118V47H116ZM125 48H127V49H129V50L126 51ZM142 48H145V49H143V51H142L143 53L140 51ZM157 48H158V49H157ZM242 48L245 49L244 52H243V49H242ZM39 49H41V48H39ZM47 49H49V47H48ZM138 49H139V51H138ZM152 49H153V50H152ZM155 49H156V50H155ZM240 49H242V50H240ZM45 50H46V49H45ZM56 50H57V51H56ZM67 50H69V48H68ZM149 50H150V51H149ZM136 51H137V52H136ZM165 51H166V52H165ZM32 52H33L34 55L32 54ZM45 52H46V51H45ZM48 52H47V53H48ZM88 52H89V54H90V52H91L90 55L88 54L89 57L92 56V55L94 54V53H93L94 51H92V50H91V51L89 50ZM138 52H140V53H138ZM150 52L152 53V55H151ZM30 53H31V54H30ZM92 53H93V54H92ZM130 53H131V54H130ZM144 53H145V56H144ZM156 53H157V54H156ZM164 53H166V54H164ZM43 54H44V53H43ZM147 54H148V56H147ZM39 55H40V56H39ZM88 55H87L86 57H85V55H83V57H84V58H82L83 62H84L85 60H87ZM130 55H131V56H130ZM161 55H162V56H161ZM242 55H244V54H242ZM28 56H29V58H28ZM32 56H33V57H32ZM52 56H53V57H52ZM80 56H81V55H79V57H78L76 60H80V61H81V59H79V58H81ZM31 57H32V58H31ZM46 57H48L49 59L46 58ZM66 58H67V59H66ZM128 58H129V59H128ZM130 58H131V59H130ZM163 58H164V59H163ZM165 58H166V60H165ZM248 58L250 59L251 57H248ZM248 58H246V59L248 60ZM30 59H31V61H30ZM33 59H34V60H33ZM43 59H44V60H47V61L50 60V61H49L50 64L52 63V64H54L55 66H57V67H55V66L53 65L54 68H55L56 70L51 66V67H49L50 69L48 68V72H47V71L45 72V67H46V63H47V62H46V61H41V63H40V60H43ZM53 59H54V61H53ZM252 60H255V57L252 58ZM258 60H259V59H258ZM258 60L256 59V60L253 61V62H252V61L250 62V60H248V61H247V64L245 63V64H246L245 66H243L244 64L242 63V69H241V72L243 73V75H242V73H241L242 76H241L240 78H238V79H239L238 81H236V82H231V83H229L228 85H226L227 82H228V79H229V78L225 77V78H224V80H225L224 82H225V83H224L223 80L221 79V82H222L223 84H221L220 80L214 82V84L212 83V86H210V87H211L210 89H212V91H213V90H214V87L217 88V91L215 90V91H216L215 93L212 92V94H215V96L213 97V96L211 95L212 97H211V96H210V97L212 98V100H210V99H211V98H210V99H209L210 102L208 101V102L206 103V105L204 104L203 106H201L202 108L200 107L201 109H204V107L206 106V107H205L206 109L202 110V112H198L199 114L197 113V108L194 106V107L196 108V110H195V112L193 111V113H194V115L197 114V115H195L196 117L193 115V113H192L191 111H189V110H190V108H189V110H188L187 113H189V112L192 113V114L189 113V118H192V117H193V118H192L193 120L191 119L192 125L190 124L191 122H189V124H187V120L189 121V119H186V118H185L186 121L184 120L185 122L182 123V126H184V127H183V128H180V133H181V135H183V136H184V134H185V135H188V134L192 133V132H193V129H195L196 127H199V128H200V127H203V126H201V124H202L203 122H202L201 124H199L200 126H197L196 123H195L196 125L193 124L194 122L197 121V120H196L197 117H198V120H199L200 116L203 117V118L205 119V118H207V116L209 115V113L212 114V112H213V114H214L215 112H216V113L219 112V113H217V114L215 113V115L212 114V116H213V117L215 116V118H217V119L219 118V119H220L221 114H223V116H221V123H223V122L226 120L227 122H231L232 124H233V122H234V123H235V124H234L235 126H236V124H238L237 126H239V124L242 122V123H241L242 126H245V127L241 128V125H240L239 127L241 128V130H240V128H239V132L241 131V133H243V132H245L246 129L248 128V130H247L245 133H243V134H246L247 132H249V134L247 133V134H248V137H253V136H254L255 139L259 138V141H261V142L263 143V142H264V122H263L262 120H264V116H263V114H264V107H263V106H261V107L259 106V105H260V102H262V100H260V102H259V101L256 102V101H257V99L259 100L260 98L264 99V95H263V94H264V93H263V92H264V91H263V90H264V83H263V81H264V74L261 73V74H259V75L257 76L256 72L259 71V70L253 68V69L257 70V71L255 72V74H254V73H253L254 71H251L252 69L249 70V68H247V67L250 66L249 62H250L251 65H252V66H250L251 68H252V67H256V66H255V63L257 64V63H258ZM51 61H52V62H51ZM80 61H78V62H79V63H78L79 65L76 64L78 67L82 66V64H81L82 61H81V63H80ZM130 61H131V62H130ZM136 61L139 62V64H135V63H137ZM162 61H163V64H162ZM165 61H166V62H165ZM256 61H257V62H256ZM259 61H260V60H259ZM32 62H33V63H32ZM34 62H37V63L34 64ZM45 62H46V63H45ZM49 62H48V63H49ZM142 62H143V63H142ZM149 62H150V63H149ZM245 62H246V60H245ZM31 63H32V64H31ZM63 63H64V64H63ZM69 63H70V64H69ZM52 64H51V65H52ZM150 64H151V65H150ZM159 64H160V65H159ZM174 64H175V63H174ZM258 64H259V63H258ZM42 65H44V66H42ZM138 65H139V66H138ZM247 65H248V66H247ZM259 65H260V64H259ZM127 66H128V65H127ZM129 66H130V65H129ZM177 66H178L180 69H179ZM246 66H247V67H246ZM171 67H174V68L176 67L177 70H179L181 73L184 74L182 67H180L179 65H173V66H171ZM51 68H53L54 70L52 71ZM64 68H63V69H64ZM67 68H68V69H67ZM71 68H72L71 70H75V73L77 72L76 74L79 73V76L81 75L84 79H85V78L88 79V74H87V72L84 71L83 69H82V74H80L81 72H79V71H81V70H80L79 68L75 67V65H74V66L72 65ZM74 68H75V69H74ZM174 68H173V69H174ZM176 68H175V69H176ZM257 68H258V67H257ZM175 69H174V70H175ZM244 69H248L247 72H246V70L244 71ZM134 70H135V71H134ZM177 70H175L174 73H175ZM131 71H132L134 74H133V73H130ZM179 71L176 72V76H177L178 78H176V80L174 81V82H178V80H179L178 83L181 82L180 84L177 83L178 86H179V87H177V88H179V90H178L176 87L174 88L173 84L168 83V84L166 85V86L169 85V86H170V89H169V87L167 88V89H168V90H167V91H168V95L165 94V97H163V98H166V99H163L162 102H163L164 104H163V103H162V104L165 105L166 102H168V103H167V105H168L169 102H170L169 106L165 105V107H160L159 112H158V108H159V106H158V108H155V109H154V107H156V102H155V101H150V102H148V103L146 102V103H147V106H149V107H148L149 109H150V107H153V106H154L153 109H152L153 112H152V111L149 112V113H150L149 116H151L150 119H151L152 121H154V122L156 121V122H157L158 119H159V121H165V119H166V121L168 120L169 123L171 122V123L173 124V122H174L173 120H174L175 117H176V115H175L174 112L176 111V114L178 115V113L180 112L179 110H182V108H183V107H182L181 109H179V105H180L182 102H183V104L186 102V104H187L188 107H189V106L192 107V104H194V103H190V104H189L188 102H190L191 100L193 101V98H195V99L199 98V97H198L199 94H200L199 88H197L195 85H193V86H192V84L190 85L191 82H189V81H187L185 78H183L184 76H183ZM249 71H250V72H249ZM44 72H45V73H44ZM178 72H179V73H178ZM43 73H44V75H42ZM177 73H178V75H177ZM246 73H247V74H246ZM125 74L128 75V76L126 77ZM132 75H134V76H132ZM180 75H181V76H180ZM13 76H14V77H13L14 80L17 81L19 75H18V73H17L16 71L13 73ZM81 76H80V77H81ZM86 76H87V77H86ZM253 76H254V77H253ZM259 76H260V78H259ZM82 77H81V78H82ZM256 77L258 78L259 81H257ZM125 78L123 77V78L120 80V82H118L117 84L112 85V86H109V85L104 84V82L102 81V77H101V76H99V78L96 77V78H95V88H92L93 90L91 91V94L88 93V94H86V95H82V96H80V97L77 99V101L75 102V105H73V106H74L73 111H74V110H75V111H74V112H73V111H72V112L70 111V110H72V109H71L72 107H70V110H69V108H66V109H67V110H66V111H67V114L70 115V117L65 113V110H64L63 113L66 114V115L68 116V117H66V118H70V123H71V122L74 123L73 121H75V119H73V118H75L74 113L76 114V110H77L79 107H81V106H86V105H88L87 103L90 102V101H92V102L95 101V102H96V99H97V98L102 99V101L105 100V99H107V100H105L104 102H105L106 104H108L111 108L115 107V106H113V105L116 104L118 101H120V102L122 103V107H121V108H122V109H121L122 113L120 112V115H123V114H124L123 112H129V111L131 112V110L135 109L136 107H139V105L141 106V96H142V95L146 94V92H147V94H149L150 92H153V91L157 90V88H158V84H156V83H154V85H152L153 82H145V83H143V84L141 85V87H139V88H141L142 91L139 92V90H137V92H134V91H133V92H131V94H130L129 91H130V90L132 91V89H128V88H126V86L124 85V84H126V83H124V81H123ZM242 78H243L244 80H243ZM16 79H17V80H16ZM84 79H83V80H84ZM241 79H242V80H241ZM253 79H255L256 81L253 80ZM185 80H186V81H185ZM229 80H230V79H229ZM122 81H123V82H122ZM260 81H262V82H260ZM256 82H257L258 84H259V82H260L262 86H261V85H258V84H257V85H254V84H256ZM100 84H102V85H100ZM119 84H120V86H118ZM177 84L175 83V86H176ZM236 84H237V85H236ZM239 84H241V85H240L241 90H239V89H240V88H239ZM121 85H122V86L124 85L125 88H124V87L122 88ZM148 85H149L150 87H149ZM183 85H184V86H183ZM189 85H190L191 90H188V89H189ZM213 85H214V86H213ZM138 86H139V85H138ZM233 86H234V87H233ZM252 86H253L255 89H254ZM98 87H100V89H99ZM155 87H157V88H155ZM194 87H195V89H194ZM226 87H227V88H226ZM260 87H261V88H260ZM117 88H118V90H117ZM136 88H137V87H136ZM136 88H135V89H136ZM218 88H219V89H218ZM232 88H233V89H232ZM238 88H239V89H238ZM243 88H244V89H243ZM247 88H248V89H247ZM251 88H253V89H251ZM259 88H260V89H259ZM101 89H102V90H101ZM114 89H115V90H114ZM122 89H123V90H122ZM135 89H133V90H135ZM146 89L149 91V93H148V91H147ZM228 89H229V90H228ZM116 90H117V91H116ZM218 90H219V91H218ZM246 90H248V92H247ZM250 90H251V91H250ZM254 90H257V92L254 91ZM135 91H136V90H135ZM224 91H225V93H223ZM235 91H236V92H235ZM237 91H238V93H237ZM240 91H241V92H240ZM242 91H243L244 93H243ZM245 91H246V92H245ZM253 91H254V92H253ZM259 91H261V93H260ZM142 92H143V94H142ZM144 92H145V93H144ZM186 92H189V93L192 92V94H189V93H186ZM218 92H219V93H218ZM226 92H229V93H226ZM232 92H234V96L232 95ZM251 92H253L254 94L251 93ZM102 93H104V94H102ZM135 93H136V94H135ZM137 93H139V95L137 96L138 98L135 96V95H137ZM181 93H182V94H181ZM183 93H184V94H183ZM230 93H231V94H230ZM235 93H237L238 96H237V94H235ZM240 93H241V94H244V95H242L243 97L240 95ZM246 93L248 94V96L250 95V97H247V96L245 97ZM257 93H258V95H257ZM101 94H102V95H101ZM120 94H121V95H120ZM195 94H196V96H195ZM197 94H198V95H197ZM218 94H220V95H218ZM228 94H230L232 97H231V98H228V97L230 96V95H228ZM95 95H96V96H95ZM124 95H126L127 97L124 96ZM176 95H177L178 97H176ZM183 95H184V96H183ZM216 95H217V97H216ZM235 95H236V96H235ZM259 95H261V96H259ZM89 96H90V97H89ZM94 96L96 97V99H94ZM101 96H102V98H101ZM171 96H174V97L172 98ZM192 96H193V97H192ZM218 96H219V98H218ZM239 96H240V97H239ZM92 97H93V98H92ZM109 97H110V98H109ZM168 97L171 98V100H169ZM175 97H176V99H177L179 102H178V101H175V100H176ZM234 97H235V99H234ZM256 97H257V98H256ZM119 98H120L121 100H120ZM124 98H125V99H124ZM126 98L129 100V102H128V100H127ZM217 98H218L219 100H218ZM221 98H224V99L222 100ZM238 98H240V99H238ZM255 98H256V99H255ZM86 99H87V100H86ZM92 99H93L94 101H93ZM117 99H118V100H117ZM172 99H174V102L172 101ZM195 99H194V100H195ZM214 99H216V100H214ZM220 99H221V100H220ZM112 100H113V101H112ZM116 100H117V102H116ZM124 100H125V101H124ZM131 100H132V102H131ZM133 100L137 101V102H135L134 104H135V105H138V106L132 105L133 102H134ZM165 100H166V102H165ZM168 100H169V101H168ZM217 100H218V102H216ZM228 100H231V101L229 102L230 104L228 103ZM232 100L238 104L237 106H235V107H237V108H235V107L233 106L234 104L232 105V103H234V102H232ZM241 100H242V101H241ZM253 100H254V102H252ZM111 101H112L114 104H113ZM180 101H181V102H180ZM212 101H214L215 103H217V105L215 106V105H214L215 103H214V102L212 103ZM240 101H241V102H240ZM78 102H79V104H78ZM80 102H82V103H80ZM107 102H108V103H107ZM124 102H125V103H124ZM176 102H177V103H176ZM195 102H196V100H195ZM225 102L228 103V104H227L228 106H227L226 104H224ZM231 102H232V103H231ZM96 103H99V102H96ZM110 103H112V104H110ZM179 103H180V104H179ZM197 103H198V102H197ZM209 103H210V104L212 103V104L215 106V107H213V109L215 108L214 111H213V109L210 107V106H213V105H212V104L210 105ZM118 104H119V103H118ZM125 104H126V105H125ZM173 104H174V106H173ZM177 104H178V105H177ZM207 104H209V107H210L211 109L207 108V107H208ZM223 104H224V105H223ZM262 104H264V103H262ZM262 104H261V105H262ZM77 105H78V106H77ZM79 105H81V106H79ZM94 105H95V104H94ZM123 105H124V107H123ZM145 105H146V104H145ZM175 105H176V107H175ZM219 105H220V106H219ZM242 105H244L243 107H245V110H241V109H239V108H242V109H243ZM246 105H248V106H246ZM253 105H254V106H253ZM257 105H258V107H257ZM129 106H130V107L134 106V107L129 108ZM161 106H162V105H161ZM181 106H183V105H181ZM218 106H219V107H218ZM223 106H224V107H223ZM226 106H227V107H226ZM231 106H232V107H231ZM167 107H168V108H167ZM173 107H174L175 109L178 108L179 110H178V109L174 110ZM217 107H218V108H217ZM221 107H223V110H225V109L228 108V110L231 109V111L235 108V109H234V112H232L234 115H232L231 111H228V113L230 112V116H229V114L227 113V111L222 112L223 110H222ZM246 107H249V108H248L249 110H246ZM250 107H251V108H250ZM262 107H263V108H262ZM161 108H162L163 110H161ZM166 108H167L168 110H169V109L171 110V109L173 108V110H171L172 113L169 112L168 110H166L167 113L169 112L168 114L171 113L172 115H171V114H170V115H165V114H164V113H166V111H165ZM232 108H233V109H232ZM254 108H255V109L258 108L259 110H258V109L255 110ZM261 108H262L263 110H262ZM184 109H186L185 111H187V107L183 108V112L181 111V112H182L181 115H184V116H185V113H186V112L184 111ZM198 109H199V107H198ZM253 109H254V110H253ZM150 110H151V109H150ZM160 110H161V112H160ZM215 110H217V111H215ZM119 111H120V110H119ZM173 111H174V112H173ZM259 111H260V112H259ZM262 111H263V112H262ZM156 113H157V115H158V113H159V114L161 113L160 117H159V115H158V116H155ZM226 113H227L228 115H227ZM235 113L237 114V118H236ZM248 113H249L248 117H247V116H244L245 114H248ZM211 114H210V116H211ZM173 115H175V116H173ZM187 115H188V114H187ZM187 115H186V116H187ZM192 115H193V116H192ZM217 115H219V117H218ZM226 115H227V116H226ZM231 115H232V117H231ZM239 115L241 116L242 120H239V118H240ZM260 115H261V116H260ZM204 116H206V117H204ZM233 116H235L234 118H235V121H236V122L233 120ZM165 117H166V118H165ZM171 117H172V120L170 121L169 119H171ZM173 117H174V118H173ZM187 117H188V116H187ZM208 117H209V116H208ZM213 117H212V118H213ZM246 117H247V118H246ZM250 117H252V118H250ZM160 118H161V119H160ZM194 118H195L196 121L194 120ZM210 118H211V117H209L208 120H210ZM212 118H211V119H212ZM230 118H231V119H230ZM241 118H240V119H241ZM243 118H244V119H243ZM254 118H255V119H254ZM200 119H201V118H200ZM204 119H203V120H204ZM213 119H214V118H213ZM213 119H212V120H213ZM229 119H230V120H229ZM236 119H237V120H236ZM247 119H248V120L250 119L252 122H249ZM214 120H215V119H214ZM223 120H224V121H223ZM245 120H246V121H245ZM254 120H255V121H254ZM67 121H68V120H67ZM166 121H165V122H166ZM193 121H194V122H193ZM201 121H202V120H201ZM204 121H207V120L205 119ZM232 121H233V122H232ZM260 121H261V122H260ZM198 122H200V121H198ZM198 122H197V123H198ZM207 122H208V121H207ZM219 122H220V121H219ZM227 122H226V123H227ZM72 123H71V124H72ZM75 123H76V122H75ZM171 123H170V124H171ZM244 123H245V125H244ZM167 124H168V123H167ZM170 124H168V125H170ZM213 124H214V123H212V126H211L210 124L205 125L204 128H202L201 132H203V129H204V133H205V134H207L208 136H214V135H215V132H214V131H215V126H214ZM72 125H74V124H72ZM187 125H188V126H187ZM209 125H210V126H209ZM223 125H225V124H223ZM185 126H187V127H185ZM237 126H236V127H237ZM74 127H75V129H74ZM74 127H73V128H70V129H71V132H66V131H69L70 129H68V130L65 131L66 134H67V133H69V134H67V136L65 135L64 138H68V139H62V140H68V141H67L68 143H67L66 141H65V145H64V144H61L62 142L64 143V141H61L60 143H59V142L54 143L55 145H53V147H55L54 149H55L56 151H59V150L61 149V147L64 149L65 146H66V148H69L70 146H71V147H72L73 145L78 146V145L80 144V141H81L80 139L82 138V133L80 132V128L77 127V124H75ZM192 127H193V128H192ZM211 127H212V128H211ZM246 127H247V128H246ZM252 127H253L254 129H253ZM46 128H47V130H46ZM186 128H187V129H186ZM261 128H262V129H261ZM56 129H57L56 132L59 133V130H58L59 128H56V127L51 126V125H48V127L45 126V130H46V134H45V135H46L47 139L51 136V137H50L51 139L49 138V140H50L51 142L53 141V138H54L55 136H56V137H55L54 139H57V134H58V133H55V130H56ZM181 129H182V131H181ZM255 129H257V130H255ZM45 130H44V131H45ZM188 130H189V132H188ZM243 130H244V131H243ZM253 130H255V131H253ZM77 131H79V133H78ZM212 131L214 132V133H213L214 135L212 134ZM251 131H252V132H251ZM33 132H34V131L31 130V131H29L28 133L31 134V133H33ZM47 133H48V134H47ZM54 133H55V134H54ZM65 133H64V134H65ZM252 133H253L254 135H253ZM256 134L258 135L257 138H256ZM53 135H54V136H53ZM252 135H253V136H252ZM49 140H48V141H49ZM50 141H49V142H50ZM77 141H78V142H77ZM58 143H59L60 145H63V146H60L59 148L56 147V146H58V145H57ZM66 143H67V144H66ZM68 144H69L70 146H69ZM71 144H73V145H71ZM263 144H264V143H263ZM53 147H52V148H53ZM57 148H58V149H57ZM63 149H62V150H63ZM55 150H54V151H55ZM64 150H66V149H64ZM60 151H61V150H60ZM183 155H184V154H183ZM47 175H48V176L51 175V176H50L49 178H48L46 175H45L46 177L43 176V179H44L43 182H44L46 185L50 186L52 190H53V188H56V187H57L56 190H54V192H55V194H56L57 196H54V198L57 199V202H58V205H59V202H60V203L62 202V201H61V198H60V195L63 193V192H62V188H63V191H64V185H65V184H63V185H62V184H59V182H61V181H63V180L59 179V176H55L54 173H53V174L50 173V175H49V174H47ZM52 177H53V179H52ZM57 177H58V178H57ZM170 177H171V176H170ZM173 177H174V178H173ZM177 177H178V176H176V177H175V176H172V178H169V176H159V178H160L161 180H160L159 178L155 180V183H156V182H157V183L159 182V186H158V187L155 186L156 191L154 192V195H152V196L154 197V196H157V194H158V198H161V199H162V200H161V199H157V197H154V199L157 200L158 203L161 204V205L159 204V205L156 206V207H157V210H156V208H155V211H154V209H153V208L155 207V204H158V203H155V202L152 201V198H153V197H151V196H150V197H149V196H148V197H147V196L145 197V199H148L147 201H148L149 203H152V202L155 203L154 206H153V205L148 204V202L146 201L147 204L149 205V207H151V208H149V211H151V212H150V214H147V215H149V216L151 217V220L154 219L155 221L158 222V224H157L158 226H157V225H155V226H157L156 229L158 228L157 230H158V231L160 230V231H159V232L155 231V232L157 233V235H159V233H160V236L157 237L156 235H154L155 238L153 239V237H154V236H153V233H152V232L150 233L149 231H148V233H147L146 231L148 230V228H146V227H145L146 230L143 228L145 231L142 229V230L144 231L143 234L140 233V232H141V231H140L141 228H138L139 230H138L137 228H135L134 230L132 229L131 231H129V232H130V235H131L132 233L136 234V237H137V238H135L136 240L139 239V237H141L140 235H144V234L146 235V233H147L148 236H149L150 234H152L153 237H152V239L149 238V239L146 240V239L144 238V236H142L141 238H144V239H145L146 244H145V241H144V240H142V242H143V241H144V242H143V243H140L139 245L137 244V243H139V242L136 243V241H135L134 245L132 244V245H131L132 247H130V246H128L129 243H126L125 241L128 242V239H129L131 236H132L131 239L134 241V238H133V235H134V234H132L130 237H129V235H127L128 238H126V237L124 236L126 239H125L124 237H122V236H123V234H125V232H126L127 230H130L129 228L132 227V226H131V225L133 224L132 222H134V216H133L134 214H132L131 212H130V213L132 214V218H133V220H132V218L129 217V216H128V218L125 217L126 214H128V215L131 216V214H129L128 212H126V211H127L126 209H124V208H121V209H120V210H121V211H120L121 213H122V212H124L123 214L126 213V214L123 216L124 219H123L122 217H121L120 219H121V220L123 219V221H124L125 223L130 222V224H131L130 227H128V226H129V223H128V226H127V224L125 225L123 221H119V220H117V219L115 218V217L118 218V216H117L116 214H113V213H107V212H101V211H105V210H103L102 208H101L102 210H100V211L96 210L97 212L95 211V213L93 214V216H92V215L89 216V219L86 220L87 222H84L82 219H80V216H82V214L80 215L79 212H77L76 214L79 215V216L76 217V214L74 215V216L76 217V218H75L76 220L74 219L75 222L73 221V222H74L73 225L75 226V228L73 227V225H71V227H73L74 229H73V228H72V230L70 229V231H71V234H70V235H71V236H70L69 238L67 237L64 241H61L60 245H58L59 242L57 243V242H55L54 240H51V242L46 241L45 244L43 243V244H44L43 249H46V251L50 254V257H52V259H49V260H48L49 255H47V256L45 257L46 259H45V258H44V259H45V260H48V261H43V262H45V263L47 262V264H48V262H50L51 264H56L57 259L60 258V259L58 260V262H57L58 264H67L68 261H67V262L64 261L65 259H66V260H69V258H68V259L66 258V255L69 256V255L71 254V255H73V256H72V258H73L74 255H77V254L74 253V251L76 252V251L78 250L79 252L82 251V253H83V250H84V249H83V245H84V244H85L84 246H87V245H88L87 243H85V241L87 240V239H86V236H87L89 233H91V235H92V232H94L93 227H95V230H96V229L99 230L98 227H100V230H99V231H101V232L104 231L103 234L106 233L105 235H107V236L109 237V238H108L109 240H108V239H105V240L103 241L105 244H106L107 242L110 241V244H109V243L106 244L107 246H106L105 244H104V245L102 244V245L99 246V249L97 250L98 247L96 248V246H98V244L96 243V241H98V239L101 238V239H100L101 242H100V243L98 242L99 244H101V243H102V237H106V238H107V236H104V235H103V236L101 237V236L99 235L100 237H98V239H97V237H94L96 240L92 239V240H94V241H93L94 244H92V246H95V245L97 244V245L94 247V248H96V249H94L91 245H89V246H90L89 248L85 247V250H86V248H87V251H86V252H88V249H90L91 247H92L91 250H89L90 252H92V249H93V250L95 251V254H96V250H97V251H98V252H97L98 255H97V254L95 255L97 258L99 257V253H100V254H101V253H104L103 256H101L102 254L100 255L102 258L104 257L103 260H101L102 258H99L100 261H99L98 263H96V262H97V259H95V256L93 255V256H94V259L96 260V262H92V261H91L92 259H90V261H91L92 263H94V264H101V262H103L102 264H119V262L123 260V259H121V258H125V259L127 258V259H128V254L125 255V253L128 252L129 255H130V254L133 255V253H131V250L134 252V254H135L136 252H138V253H136V254H137V255L140 254V255H139V257H138V256H137V257H138V258H141V257H143V256H141V253H140L141 249H140V247H142L143 245H144V248L146 247L145 249H147V252H150V250H151V249L149 250V247H147V246H149L148 244H150V248H152V249H154V248H159L161 245H158V243L161 242L160 244H162L163 239L161 238V239H160L161 241H160V240H157V241H156V238L159 239V237L162 236L161 234H163V226H164V225H163V226L161 225V221H160V219H162V221L165 220L164 218H166V216H164V214H165V215H168V214L172 215V217H173L176 221H178V222H179L180 220H182V219L185 217V215H186L185 212H186L187 209L185 210V208L180 204V201L175 202L176 199L179 200L177 197H174L173 195H170V196L168 195V196H167V195H161V194H160V193H163L164 190H166L167 188L170 187V186L168 187V183H169L168 181H169V179L173 180V179H176ZM184 177H185V178H184ZM256 177H258V176H256ZM256 177L253 176V177H252V180H254V178H256ZM46 178H48V179H46ZM60 178H61V177H60ZM163 178H165V179H163ZM187 178H191V176H189V177H188V176H180V178H177V179H180V181H181V180H185V181H186V180H188ZM54 179H55V180H54ZM56 179H57V180H60V181H56ZM51 180H52V181H51ZM256 181H257V182H256ZM256 181H255V182H252V181H251L252 183H254V187H256L257 185H259L257 189L262 188V185H260V184H261V183H260V178H259V179L256 178ZM46 182H47V183H46ZM51 182H52V183H51ZM54 182H55V184H54ZM57 182H58V183H57ZM183 182H184V181H183ZM258 182H259L260 184H259ZM49 183H50L51 185H49ZM64 183H65V182H64ZM181 183H182V181H181L179 184H181ZM255 183H256V184L258 183V184L255 186ZM52 184H54L55 186L52 185ZM58 185H59V186H58ZM61 185H62V186H61ZM124 185H125V183H124ZM124 185H122L123 188L125 187L124 190H123V188L121 189V190H122V193H121V191H119L120 193L117 194V195L120 196V197L115 196V197L117 198V199H115V200H117L118 202L121 201V202H120V203L122 204L121 207H125V205H123V204L126 203L127 194L129 193V190H130V186H129V185H127V186H129V189L126 188V187H127L126 185H125V186H124ZM58 188L61 189L60 192L57 191V190H60V189H58ZM126 189H127V190H126ZM157 189H158V190H157ZM154 190H155V189H154ZM56 191H57V192H56ZM160 191H161V192H160ZM125 192H126V195L124 194ZM120 194H121V195H120ZM160 195H161V196H160ZM166 196H167V198H166ZM115 197H114V198H115ZM173 198H175V200H173ZM238 199H239V198H238ZM62 200H63V198H62ZM119 200H120V201H119ZM241 200H243L242 197H241L240 200H238V201H241ZM55 202H56V200H55ZM124 202H125V203H124ZM161 202H162L163 204H164V202H166V203L164 204V206H167V212H165L166 210H165V211L163 210L164 208H161V207H163V206H162L163 204H162ZM168 202H169V203H168ZM100 203H101V202H100ZM99 205H100V204H99ZM180 206H181V207H180ZM169 207H170V210H173L174 207H179V210H180V211L177 212V209H178V208H174L175 210H173L172 213H171L170 211L168 212ZM171 207H172V208H171ZM165 208H166V207H165ZM159 209H160V210H159ZM182 209H183V210H182ZM122 210H123V211H122ZM59 212H60V210L57 208V209L53 210V213H52V214L49 212L48 215L51 214V215H53V217H54V216H55L54 214L58 215ZM120 212H119V213H120ZM100 213H101V215H100ZM157 213H158V214H157ZM159 213H161V214H159ZM95 214H96V216H95ZM107 214H108V217H107ZM109 214H111V215H109ZM180 214H181V215H180ZM48 215H47V216H48ZM51 215H50V216H51ZM98 215H99V217L102 216V217H100L101 219H100V218H99V219L96 218ZM105 215H106V216H105ZM115 215H116V216H115ZM177 215H178L179 217H178ZM50 216H48V217H50ZM114 216H115V217H114ZM120 216H122V215L120 214L119 217H120ZM153 216L156 217V218H158L159 220H158V219H155ZM176 216L178 217V219H176ZM78 217H79V218H78ZM92 217L94 218L95 222H96V220H97L96 225H97L98 227H96L95 222H92V221H94ZM112 217H113V218H112ZM181 217H182V218H181ZM77 218H78V219H77ZM81 218H82V217H81ZM90 218H92V220H90ZM108 218H109V219H108ZM130 218H131V221H126L127 219L130 220ZM83 219L85 220V218H83ZM105 219H106V220H105ZM115 219H116V220H115ZM36 220H37V218H36V219L34 218L33 221H32V223H33L34 221H36ZM88 220H90L94 225L91 224L90 221L88 222ZM107 220H108L109 222H108ZM110 220H111V221H110ZM41 221H42V220H41ZM41 221L38 220V221H36V222H41ZM76 221H77V222H76ZM78 221H79V222H78ZM118 221H119V222H118ZM111 222H112V223L115 222L114 224H116V222H118V223H117L118 225H119V224H122V225H124L125 227L122 226V225H121V226H118V225H117V226H115V225H111ZM120 222H121V223H120ZM32 223H31L32 226H30V228L35 227V225H36L35 222H34L35 225L32 224ZM76 223H80V224H78L79 227H78V225H77ZM85 223L87 224L88 228H87V226H85V225H86ZM83 224H84L85 228H84V227H80V225L83 226ZM90 224H91V226H90ZM99 224H100V225H99ZM107 224H108V225H107ZM76 225H77V226H76ZM159 225H161V227H160ZM109 226H111V227H109ZM112 226H113V228H112ZM133 226L135 227L134 224H133ZM71 227H70V228H71ZM102 227H103V228H102ZM118 227H120V228H119L120 230L117 229ZM122 227H124V229H121ZM126 227H127L128 229H127ZM134 227H132V228H134ZM91 228H92V229H91ZM125 228H126V230H125ZM181 228H182V227H180V226L178 227V229H179V230H178V233H180ZM103 229H105V230H103ZM156 229H154V230H156ZM182 229H183L182 231L185 232V231H184V228H182ZM32 230H33V229H32ZM32 230H31V231H32ZM36 230H37V231H36ZM80 230H81V231H80ZM92 230H93V231H92ZM113 230H114V231H113ZM115 230L118 231V234L115 233V234H117V236L120 235L121 233H123V234L120 235V236L122 237L121 239L118 237V238L121 240V243H120V240L117 241L118 238H117V237L115 236V234H114ZM121 230H122L123 232H122ZM152 230H153V229H152ZM35 231H36L37 233L39 232L37 226L35 227V229L33 230V232H35ZM99 231H96L94 234H96V233L99 232ZM135 231H136V232H135ZM139 231H140V232H139ZM143 231H142V232H143ZM182 231H181V234H177V235H179V236L176 235V239H177V240L174 238L173 241H176V242L178 241L179 244L181 243V241H183L181 244H183L185 248L187 247V249L181 247V250H182V248H183V249H185V250L188 251V249H189L188 246H189V245L187 244V241H186V234H187V233L185 232V233L182 235V233H183ZM72 232H73V234H72ZM76 232H77L78 234H75ZM101 232H100V233H101ZM119 232H121V233L119 234ZM138 232H139L140 234H139ZM145 232H146V233H145ZM87 233H88V234H87ZM86 234H87V235H86ZM126 234H129V233L127 232ZM72 235H73V236H72ZM85 235H86V236H85ZM96 235H97V234H96ZM96 235H95V236H96ZM101 235H102V234H101ZM78 236H79L80 238L84 237V239H86V240L84 241V240L82 239L83 241H82V240L80 241V239L78 238ZM92 236H93V235H92ZM183 236H184V237H183ZM72 237H74V238L77 237V238L79 239V241L81 242L80 245L82 246V248H80V249H83V250H80L79 248H78V249L76 248V247L79 245V242H78V241H77V242H78V243H77L78 245L76 244L77 246H76L75 244H73V243H71V244H73V245H71L70 242H68V244H67V240H68V239H69L70 241H71V239H72L71 242H74L75 239H77V238L74 239V238H72ZM110 237H114V239H113V238H110ZM134 237H135V235H134ZM146 237H147V236H146ZM149 237H151V236H149ZM180 237H181V241H180ZM182 237H183V238H182ZM70 238H71V239H70ZM87 238H88V236H87ZM91 238H93V237H91ZM178 238H179V239H178ZM78 239H77V240H78ZM103 239H104V238H103ZM110 239H111L112 241H111ZM115 239H116V241H114ZM123 239H124V240H123ZM131 239H129V241H131ZM73 240H74V241H73ZM100 240H99V241H100ZM52 241H53V242H52ZM89 241H90V243H91V239H90ZM105 241H107V242H105ZM122 241H124V243H126L127 245H126V244L124 245V243L122 244ZM133 241H131V242L133 243ZM137 241H138V240H137ZM86 242H87V241H86ZM114 242H115V243H118V245L121 244L120 247L122 246L121 248L123 249V251L120 250V249H121L120 247H118V248H117L116 246L114 247V245H117V244H115ZM178 242H177V246L179 245ZM14 243H15V244H13V243H10V244H9L10 246H9L8 250L10 251L12 246H13L12 248L15 247L16 249L14 248V249L11 250V254H12V256H11L12 258H11V259H13V260H19V257H18V255H17L16 252H18L17 250H19V248H20V250H21V247H23V245H22V243H20V242H19V243L21 244V246L19 245L18 242H14ZM74 243H75V242H74ZM82 243H83V244H82ZM112 243H113V244H112ZM152 243H154L155 246H154V244H152ZM69 244H70V245H69ZM130 244H131V243H130ZM135 244H137V245H135ZM156 244H157L158 246H156ZM174 244H175V243H174ZM183 245H182V246H183ZM69 246H70L71 248H70ZM101 246H102L103 248H102ZM104 246H105V247H104ZM123 246H124V247L126 246V247L124 248ZM127 246L130 247L131 249H129V248L127 249ZM151 246H154V247H151ZM175 246H176V245H175ZM177 246H176V247H177ZM179 246H180V245H179ZM7 247H8V246H7ZM17 247H18V248H17ZM58 247H59V248H58ZM68 247H69L71 250H73V253H72V251H71ZM79 247H80V246H79ZM65 248H66V249H65ZM72 248H73V249H72ZM116 248L119 249L120 251H119V250L117 251ZM56 249H57V250H56ZM68 249H69V250H68ZM125 249H126V250H125ZM137 249H140V251H139V250L136 251ZM142 249H143V247H142ZM177 249H178V248H177ZM179 249H180V247H179ZM63 250H64V251H63ZM85 250H84V253H85ZM112 250H114V251H112ZM124 250H125V251H124ZM185 250H184V251H185ZM78 251H77V253H79ZM94 251H93V253H94ZM115 251H116V252H115ZM126 251H127V252H126ZM178 251H179V250H178ZM187 251H186V252H187ZM14 252H15V253H14ZM19 252H20V251H19ZM19 252H18V253H19ZM55 252H56V253H55ZM63 252H66V253H67V254L65 255V258H64V256H63V255H64ZM90 252H88L87 255H84V254L81 255L82 253L80 254V255L83 256V257L85 256V257H84V260H83V257H82V260L85 261V263L89 260V259L86 260V257H87V258H90V257H88V254H89ZM112 252H113L114 255H112ZM118 252H119V254H117ZM124 252H125V253H124ZM186 252H185V253H186ZM54 253L56 254V257H54V256H55ZM121 253H123V254H121ZM142 253H143V250H142ZM179 253L182 254V255L179 256V258H180L181 256H184V254H185V253H182V252H179ZM85 254H86V253H85ZM90 254H92V253H90ZM90 254H89V256H91ZM136 254H135V256H136ZM143 254H148V253L144 252ZM51 255H52V256H51ZM119 255H120V257H121V255H122V257H121V258H120V257L118 258L117 256H119ZM124 255H125V256H124ZM148 255L150 256V253H149ZM148 255H144V257L146 258V259H144V261H145V260L147 261V260L149 259V256H148ZM78 256H79V254H78ZM81 256H80V259H81ZM147 256H148V257H147ZM17 257H18V258H17ZM47 257H48V258H47ZM53 257L56 258V259H55L56 261L53 259ZM91 257H92V256H91ZM116 257L118 258V260H119V259H121V260L118 261ZM202 257H203V256H201L200 259H198L196 256H192V258H194V261L196 260V262L199 263V264H203V263H204V264H207V263L210 264V263H211V259L208 258L207 255H206L207 258H206V257H203V258H202ZM92 258H93V257H92ZM130 258H131V256H130ZM130 258H129V259H130ZM147 258H148V259H147ZM150 258H151V256H150ZM181 258H182V257H181ZM181 258H180V259H181ZM192 258H191V259H192ZM63 259H64V260H63ZM78 259H79V258H77V256H75V258L72 259V260H73L72 263L75 261L73 264H83V261H82V260L80 261V259H79V260H78ZM125 259L123 260V262L125 261ZM127 259H126V260H127ZM129 259H128V260H129ZM202 259H204V260H203L204 262L202 261ZM206 259H207L209 262H207ZM32 260H33V261H32ZM50 260H51V261H50ZM104 260H108V261H107V262H104ZM177 260H178V259H177ZM197 260H198V261H197ZM27 261H28V262H27ZM63 261H64V262H63ZM69 261L71 262V260H69ZM117 261H118V262H117ZM179 261H180V260H179ZM182 261H183V259H182V260L180 261V263H178V264H181V263L184 264ZM205 261H206V262H205ZM25 262H27L26 264H40V261H37V260H34V259H30V258H29V260H28V258L25 259ZM43 262H41V263L43 264ZM53 262H54V263H53ZM70 262H68V263H69V264H72V263H70ZM123 262H120V263H121V264H129V263H128L129 261H128V262L126 261V263H123ZM142 262H143V260H140V263H139V264H141ZM177 262H178V261H177ZM191 262H192V260L189 261L190 264H192ZM45 263H44V264H45ZM50 263H49V264H50ZM88 263H89V262H87V264H88ZM146 263H147V262H144V263H142V264H146ZM147 264H149V263H147ZM175 264H176V263H175ZM193 264H195V262H194Z\"/></svg>",
    "mask_w": 264,
    "mask_h": 264
}]
</instances>
